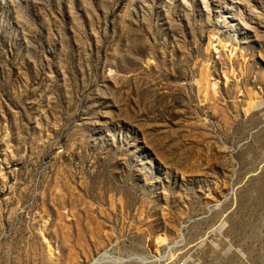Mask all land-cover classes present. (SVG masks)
I'll list each match as a JSON object with an SVG mask.
<instances>
[{
    "label": "rangeland",
    "instance_id": "obj_1",
    "mask_svg": "<svg viewBox=\"0 0 264 264\" xmlns=\"http://www.w3.org/2000/svg\"><path fill=\"white\" fill-rule=\"evenodd\" d=\"M0 264H264V0H0Z\"/></svg>",
    "mask_w": 264,
    "mask_h": 264
},
{
    "label": "bare ground",
    "instance_id": "obj_2",
    "mask_svg": "<svg viewBox=\"0 0 264 264\" xmlns=\"http://www.w3.org/2000/svg\"><path fill=\"white\" fill-rule=\"evenodd\" d=\"M100 259V258H99ZM97 261V260H96Z\"/></svg>",
    "mask_w": 264,
    "mask_h": 264
}]
</instances>
